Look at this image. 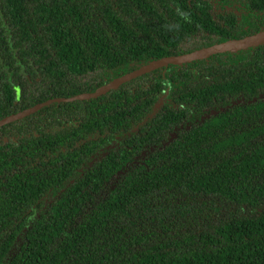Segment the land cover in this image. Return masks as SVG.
Masks as SVG:
<instances>
[{
  "label": "trees",
  "instance_id": "obj_1",
  "mask_svg": "<svg viewBox=\"0 0 264 264\" xmlns=\"http://www.w3.org/2000/svg\"><path fill=\"white\" fill-rule=\"evenodd\" d=\"M264 31V0H0V120ZM0 264H264V44L0 128Z\"/></svg>",
  "mask_w": 264,
  "mask_h": 264
},
{
  "label": "water",
  "instance_id": "obj_2",
  "mask_svg": "<svg viewBox=\"0 0 264 264\" xmlns=\"http://www.w3.org/2000/svg\"><path fill=\"white\" fill-rule=\"evenodd\" d=\"M263 44H264V31L258 34H255L253 36L245 37L243 39H238V40L227 41L221 44H217V45H214L208 48L195 51L193 53L164 58L158 61H154L146 66H143L142 68L134 72H131L129 74L124 75L121 78L116 79L115 81L109 83L106 86L101 87L95 93L82 94V95H78V96H75L69 99L51 100V101L36 105L18 114L7 117L3 120H0V128L8 124H11L13 122L24 119L32 114H35L38 111H40L42 108L54 102H75V101H88L92 99H97L98 97L103 96L112 90H118L122 85L128 82H131L134 79H137L141 76L149 74L153 71L166 68L170 65L180 66L184 64H190L192 62L199 61V60H207L210 57L217 55V54L236 53L242 50H247L253 47L261 46Z\"/></svg>",
  "mask_w": 264,
  "mask_h": 264
}]
</instances>
